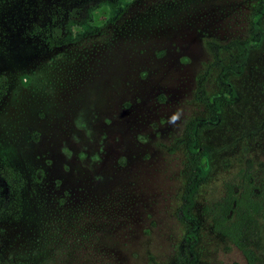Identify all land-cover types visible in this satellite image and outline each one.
<instances>
[{"label": "rangeland", "instance_id": "obj_1", "mask_svg": "<svg viewBox=\"0 0 264 264\" xmlns=\"http://www.w3.org/2000/svg\"><path fill=\"white\" fill-rule=\"evenodd\" d=\"M103 1L0 0V264L174 259L181 140L189 120L208 116L198 77L217 48L246 38L256 0H134L95 35L47 46L52 16ZM230 86L200 143L196 264H248L200 208L236 160L264 165V40Z\"/></svg>", "mask_w": 264, "mask_h": 264}, {"label": "trees", "instance_id": "obj_2", "mask_svg": "<svg viewBox=\"0 0 264 264\" xmlns=\"http://www.w3.org/2000/svg\"><path fill=\"white\" fill-rule=\"evenodd\" d=\"M134 0H107L89 7L72 8L66 17L54 15L44 37L49 48L65 46L95 35L103 27L118 21ZM264 0H256L248 23L246 38L220 46L212 61L198 77L197 102L205 105L208 116L189 120L183 132V190L176 218L182 237L170 264H196L193 249L197 242L194 216L195 195L205 185V151L200 143L206 132L219 121L222 104H229L233 91L230 78L241 71L251 52L264 40ZM214 87L210 88L209 85ZM264 149V148H263ZM264 151V150H263ZM234 172L222 181L218 196L201 205V214L208 220L212 233L238 249L248 264H258L264 256V165L235 161ZM7 179L0 174V206L5 200ZM153 260V259H152ZM150 264H157L152 261Z\"/></svg>", "mask_w": 264, "mask_h": 264}]
</instances>
